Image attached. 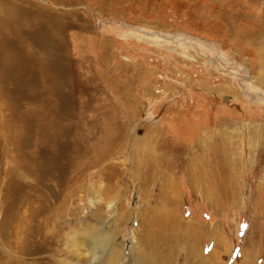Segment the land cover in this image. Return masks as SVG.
<instances>
[{
    "label": "rangeland",
    "instance_id": "374dc122",
    "mask_svg": "<svg viewBox=\"0 0 264 264\" xmlns=\"http://www.w3.org/2000/svg\"><path fill=\"white\" fill-rule=\"evenodd\" d=\"M255 127L264 0H0V264H264Z\"/></svg>",
    "mask_w": 264,
    "mask_h": 264
},
{
    "label": "bare ground",
    "instance_id": "6f19581e",
    "mask_svg": "<svg viewBox=\"0 0 264 264\" xmlns=\"http://www.w3.org/2000/svg\"><path fill=\"white\" fill-rule=\"evenodd\" d=\"M246 126V125H245ZM241 127V126H240ZM262 128V127H261ZM257 128V127H255L251 132L253 133V135H252V137L253 138H251L250 139V141H249V145H248V147L250 146V153L248 152V151H246L245 152V149L243 150V148H245L244 146L242 147V146H240V147H235L234 148V150H233V152H230L229 150H227V148H225L227 151H229V153H231V155L233 156V157H235V161L237 160V162L236 163H234V165L235 166H238V168H239V170L241 169V166L240 165H238V163H241V162H243V161H247V155L250 157L251 156V158L253 159V157H254V154H255V152H256V154H258V156L259 157H262V155H263V153H264V139H263V136H264V128ZM246 129H248L247 127H246ZM244 130L243 131V135H245V132H247V130ZM260 131V132H257V131ZM215 132V131H214ZM240 133V132H239ZM242 133V132H241ZM256 133H258L257 135H256ZM225 135H224V137H222V139H213V138H210L211 140H213V141H218V143L219 142H222V144L224 145L225 143H229V142H227V140H225ZM230 138V137H229ZM210 139H205L204 137H202L201 138V140H200V142H199V145H200V147L202 148V145L203 146H206V145H208L207 144V142H208V140H210ZM241 143V142H240ZM211 144H213L212 142H211ZM219 145V147L220 148H224L222 145H220V144H218ZM226 146V145H225ZM200 148V149H201ZM199 149V148H198ZM199 149V150H200ZM205 149V148H204ZM219 149V148H218ZM197 150V149H196ZM202 150V149H201ZM245 152V153H244ZM202 155H203V153H202ZM227 156H228V154H227ZM212 157L214 158V159H217V157L215 156H213L212 155ZM231 156H229V158H230ZM165 158V157H164ZM152 159V158H151ZM189 160V159H188ZM209 160V159H208ZM203 161H204V159H203ZM199 162V161H198ZM218 162H220V161H218ZM210 163V162H209ZM243 164H244V162H243ZM189 165H193V164H189ZM195 165V164H194ZM198 166V165H197ZM209 167V166H208ZM207 167V168H208ZM210 168V167H209ZM207 171H208V169H207ZM193 173H195V171L193 172ZM201 174H202V172H201ZM197 175V174H196ZM204 176V175H203ZM157 177V176H156ZM206 180V179H205ZM162 184H163V186H164V191H163V194H161V195H163V196H166L165 194H167L169 191H176V186H175V184L173 183V181H172V179H170V178H168V177H166L165 179H162V182H161ZM198 184V183H197ZM165 186H167V187H165ZM200 186V185H199ZM168 191V192H167ZM167 192V193H166ZM208 192V191H207ZM159 194H160V192H159ZM174 195V194H173ZM217 197V196H216ZM179 214V213H178ZM178 214L176 213V211H175V209H174V207H172V209H171V206H168V204H167V206H165L164 208H162L161 210H159V211H153V214H151L153 217H152V220H153V223H152V225L150 226L151 227V229H152V231L151 232H153V231H155V229H157V230H159V229H166V230H168L169 231V229L172 231V233H176V230H180L182 227H184V225H185V223H183V222H180L179 221V219H178ZM191 226V225H190ZM187 227H188V225H187ZM196 227V226H195ZM191 228H192V226H191ZM190 228V229H191ZM150 232V233H151ZM152 235H154V234H152L151 233V235L150 236H152ZM149 237V236H148ZM150 239V238H149ZM148 240V239H147ZM161 243V242H160ZM162 244H166V243H161V244H157L156 243V248H158L159 246H161ZM145 245H147V244H145ZM159 249V248H158ZM210 254V253H209ZM214 264H222L221 263V261H219V259L218 260H216V262H214Z\"/></svg>",
    "mask_w": 264,
    "mask_h": 264
}]
</instances>
